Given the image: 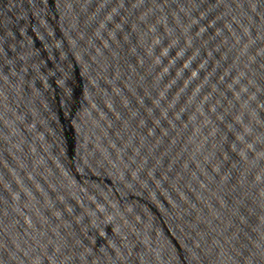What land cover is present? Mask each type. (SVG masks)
<instances>
[{"label": "water", "instance_id": "95a60500", "mask_svg": "<svg viewBox=\"0 0 264 264\" xmlns=\"http://www.w3.org/2000/svg\"><path fill=\"white\" fill-rule=\"evenodd\" d=\"M0 264H264V0H0Z\"/></svg>", "mask_w": 264, "mask_h": 264}]
</instances>
